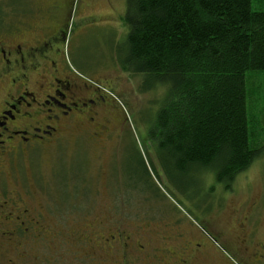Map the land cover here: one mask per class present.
Listing matches in <instances>:
<instances>
[{"label": "rangeland", "instance_id": "rangeland-1", "mask_svg": "<svg viewBox=\"0 0 264 264\" xmlns=\"http://www.w3.org/2000/svg\"><path fill=\"white\" fill-rule=\"evenodd\" d=\"M127 3L73 2L66 60L78 76L102 89L110 131L97 139L82 125L66 127L52 142L28 147L13 161L5 182L28 192V203L35 212L43 211L47 221L43 224L54 232L19 236L14 242L0 237V264H133L137 252L131 245L151 234L150 219H157L168 207L191 220L225 264H264L237 252L227 237L216 233L215 224L206 222L217 217L221 203L231 196L241 202L256 201L264 218V153L237 177L231 189L218 182L213 172L194 167L187 175L177 174L159 164L148 132L167 87L123 67L129 34L124 21ZM252 7L264 11V0H252ZM83 12L97 17L95 27L80 18ZM246 94L252 140L260 145L264 142V71L248 72ZM90 221L101 222L100 229L109 237L115 235L117 241L127 239L130 246L119 250L120 255L115 252L122 261H115L108 247L97 249L77 242L82 232L71 235ZM36 229L31 227V231ZM155 239L154 245H159Z\"/></svg>", "mask_w": 264, "mask_h": 264}, {"label": "flooded vegetation", "instance_id": "flooded-vegetation-1", "mask_svg": "<svg viewBox=\"0 0 264 264\" xmlns=\"http://www.w3.org/2000/svg\"><path fill=\"white\" fill-rule=\"evenodd\" d=\"M73 2L0 0V237L12 242L19 236H51L54 232L49 224H43V211L35 212L28 203V192L5 182L13 161L28 147L52 142L66 127L82 125L97 139L110 131L102 89L78 76L66 60L64 48ZM79 16L97 25V17L89 12ZM232 186L225 185L227 189ZM206 222L215 224L216 233L227 237L237 252L254 262H264V218L256 201L241 202L231 196L221 203L217 217ZM149 223L151 234L131 245L137 252L131 263L225 264L203 232L175 208H166ZM154 223H160L158 228ZM85 224L71 233L82 232L75 239L79 243L93 244L97 249L108 247L114 255L130 246L127 239L109 237L100 229L101 222ZM33 226H37L35 231H31ZM154 237L159 245H154ZM113 257L122 261L121 256Z\"/></svg>", "mask_w": 264, "mask_h": 264}, {"label": "trees", "instance_id": "trees-1", "mask_svg": "<svg viewBox=\"0 0 264 264\" xmlns=\"http://www.w3.org/2000/svg\"><path fill=\"white\" fill-rule=\"evenodd\" d=\"M124 21L122 66L167 87L148 132L159 164L232 186L264 153L246 94L248 72L264 71V11L252 0H128Z\"/></svg>", "mask_w": 264, "mask_h": 264}]
</instances>
